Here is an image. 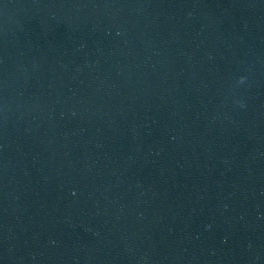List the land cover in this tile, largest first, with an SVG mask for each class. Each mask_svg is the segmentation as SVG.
<instances>
[{
    "label": "clouds",
    "instance_id": "9594fccd",
    "mask_svg": "<svg viewBox=\"0 0 264 264\" xmlns=\"http://www.w3.org/2000/svg\"><path fill=\"white\" fill-rule=\"evenodd\" d=\"M243 79H244V78H241V80H240L241 83H243ZM240 106H241V107H244V105H243L242 103L240 104Z\"/></svg>",
    "mask_w": 264,
    "mask_h": 264
}]
</instances>
